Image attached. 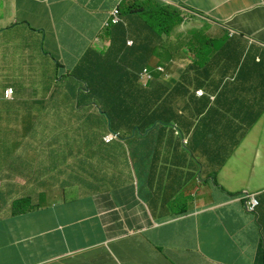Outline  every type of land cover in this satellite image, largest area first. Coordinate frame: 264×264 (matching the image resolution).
<instances>
[{
  "label": "crops",
  "instance_id": "crops-1",
  "mask_svg": "<svg viewBox=\"0 0 264 264\" xmlns=\"http://www.w3.org/2000/svg\"><path fill=\"white\" fill-rule=\"evenodd\" d=\"M143 1L0 0V264H264V0H160L152 52L134 13V45L102 29ZM137 43L169 67L131 124Z\"/></svg>",
  "mask_w": 264,
  "mask_h": 264
},
{
  "label": "trees",
  "instance_id": "trees-1",
  "mask_svg": "<svg viewBox=\"0 0 264 264\" xmlns=\"http://www.w3.org/2000/svg\"><path fill=\"white\" fill-rule=\"evenodd\" d=\"M129 13H135L136 15H142V23L146 25V29L148 31H152L153 33H158L162 35H168L170 31L177 25L182 23V19L179 16V13L176 9L165 6L163 3H160L156 0H147L146 3H137L132 4L129 8ZM122 26V25H121ZM161 36H159L160 38ZM152 40V39H150ZM160 43L155 44L148 52H152ZM148 59V54L145 55L144 60ZM148 61L146 63H137L130 71L131 79H134L135 83L138 82L137 74L140 70L145 68L148 65ZM114 66H117L114 65ZM122 68V65H119ZM106 67L101 69H84L79 71L72 72V75H75V79L80 82L83 81L87 83L90 87V93L92 97H95V91H93V84H96V77L100 74V72ZM147 90H140L138 95V99L136 101V112L139 115L131 116L125 118L131 124H140L147 122L148 120V101L145 100L144 97L141 98V95L147 94ZM120 105L123 103L119 101ZM147 111V113H145Z\"/></svg>",
  "mask_w": 264,
  "mask_h": 264
},
{
  "label": "clouds",
  "instance_id": "clouds-1",
  "mask_svg": "<svg viewBox=\"0 0 264 264\" xmlns=\"http://www.w3.org/2000/svg\"><path fill=\"white\" fill-rule=\"evenodd\" d=\"M156 1H158V2H160V3H163L162 1H160V0H156ZM147 2V0L146 1H143V2H133V3H131V4H123L121 7L119 6V7H116V8H114L110 13H109V16H108V18L102 23V29L103 30H112L114 27H116L117 26V28L119 29V28H123V38H124V40H123V44H126V45H128V46H132V45H134V42H132V41H126V36H127V33H128V31H129V28L127 27V22H126V20L124 19V17L123 16H125V15H127V14H129V8H130V6L132 5V4H137V3H146ZM165 6H168V7H171V6H169V5H166L165 3H163ZM171 8H174V7H171ZM174 9H176V8H174ZM177 11H178V13H179V16H180V18L182 19V23L181 24H179V25H177V26H175L171 31H170V33L168 34V35H160V34H158V33H153L152 31H148V29H147V31H148V33H151L153 36L151 37V36H148V51L152 48V46H154L155 44H157V43H160V41H161V38L163 37V36H170L171 35V33L177 28V27H179V26H181L182 24H183V17H182V15H181V13H180V11L178 10V9H176ZM135 14V13H134ZM137 16V18H138V20H139V22L141 23V27L142 28H146V25L144 24V23H142V15L140 14V15H136ZM122 25V26H121ZM159 36H161L160 38H159ZM172 36H170L169 38H171ZM150 39H152V40H150ZM141 44L140 43H137L136 45H135V47H134V50L138 53V54H141V56L140 57H138L137 58V63H140V65H141V63H146V61H148V59L147 60H144V57H145V55H147L148 53H145V51L141 48ZM202 52L201 53H203V51L204 50H201ZM136 63V64H137ZM148 64H149V66L147 65L145 68H143L142 70H140L139 72H138V74H137V78H138V82L143 86V90H146V89H148V85L154 80V78L156 77V75H160V76H163V77H167V69H168V67H166V64H165V66L164 67H157V68H151L150 67V63L148 62ZM171 64H177L176 63V61L175 60H173V61H171ZM75 76V75H74ZM89 86H87L86 88H88ZM92 87H93V85H92ZM90 88V87H89ZM93 91H95V88L93 87ZM148 91V90H147ZM14 92V88H12V87H9L7 90H6V94L8 95V96H10L12 93ZM89 93H90V90H89ZM96 93V92H95ZM195 94L197 95V96H202L203 95V91L202 90H197V91H195ZM95 97H96V94H95ZM103 98V97H102ZM96 103H97V101H96V99L94 100ZM145 123V122H144ZM111 130V129H110ZM107 136H111L112 137V139L109 141V140H107L106 139V137ZM118 139H120V133L119 132H117V131H110V132H108V133H106L104 136H103V140L105 141V142H108V143H111L112 141H114V140H118ZM255 200V201H257V206L255 207V210L254 211H250V210H248V208H247V203H249L250 201H252V200ZM244 200H245V206H246V209L249 211V212H251V213H254V212H256V209H257V207H258V205H259V201H258V199L257 198H255V196H251V195H246L245 197H244ZM19 203H20V201H19Z\"/></svg>",
  "mask_w": 264,
  "mask_h": 264
},
{
  "label": "rangeland",
  "instance_id": "rangeland-1",
  "mask_svg": "<svg viewBox=\"0 0 264 264\" xmlns=\"http://www.w3.org/2000/svg\"><path fill=\"white\" fill-rule=\"evenodd\" d=\"M196 24H197V21L194 23H185V28L186 29L191 28L192 26H195ZM152 59L150 60V67L151 68H157V67H164L165 66V64L163 63V61L160 58H157L158 61L153 62V63H152ZM6 182H8V181L7 180H0V185H4Z\"/></svg>",
  "mask_w": 264,
  "mask_h": 264
},
{
  "label": "built area",
  "instance_id": "built-area-1",
  "mask_svg": "<svg viewBox=\"0 0 264 264\" xmlns=\"http://www.w3.org/2000/svg\"><path fill=\"white\" fill-rule=\"evenodd\" d=\"M106 139L110 141L112 139V137L111 136H107ZM257 204H258L257 201H255L253 199L252 201H250L249 203H247L248 210L254 211L255 210V207L257 206Z\"/></svg>",
  "mask_w": 264,
  "mask_h": 264
}]
</instances>
